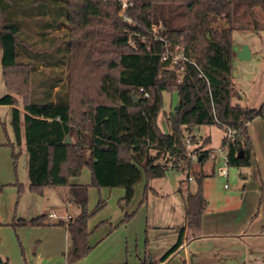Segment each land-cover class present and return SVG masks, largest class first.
<instances>
[{
  "label": "trees",
  "instance_id": "trees-1",
  "mask_svg": "<svg viewBox=\"0 0 264 264\" xmlns=\"http://www.w3.org/2000/svg\"><path fill=\"white\" fill-rule=\"evenodd\" d=\"M27 12L48 21L32 46L19 17ZM245 30H264V0H130L126 9L120 0H0L1 65L11 92L0 105L12 107L18 147L24 138L29 191L41 195L46 188L67 187L69 201L80 208L68 225L69 261L92 250L89 222L104 203L90 211V188L124 189L121 203L128 206L144 176L149 183L163 178L169 166L192 171L185 142L194 129L235 130L229 166H251L248 124L264 119V105L234 103L241 99L233 78L234 34ZM42 44L48 51L40 56ZM177 48L189 62L165 59ZM12 93L22 98V110ZM164 93L178 95V109L166 115L168 133L159 125ZM211 153L203 151L201 162ZM85 169L91 185H72ZM206 177L196 175L195 189L187 193V228L193 232L201 229L208 207ZM15 186L21 197L25 187ZM45 219L15 220L12 226H41ZM184 233L162 261L183 245Z\"/></svg>",
  "mask_w": 264,
  "mask_h": 264
},
{
  "label": "crops",
  "instance_id": "crops-1",
  "mask_svg": "<svg viewBox=\"0 0 264 264\" xmlns=\"http://www.w3.org/2000/svg\"><path fill=\"white\" fill-rule=\"evenodd\" d=\"M242 48L243 46L237 51L233 50V59L236 57L238 61H243L237 57ZM250 52L252 60L255 55L253 51ZM257 56L263 57L264 51L258 52ZM0 67L4 84L1 64ZM4 92L5 95L10 94L6 87ZM234 103L240 104L238 100ZM262 105L263 102L253 108ZM177 106L178 96L173 109ZM0 108L12 113L11 106L0 105ZM9 118L12 121V115ZM202 127L193 132L202 140L203 146L207 145L205 151H215L217 146L212 145V136L202 131ZM164 132H169L167 125ZM248 132L253 146L252 164L249 166L252 180L240 184L235 190L226 189L217 200L209 201L206 197L208 207L199 231L193 232L187 228L186 217L187 193L194 191L195 185L191 186V183L195 182V177L187 172L186 181L176 182L169 191L163 190L161 186L153 187L150 181L144 188V193L147 189L151 190L149 193L147 191L148 198L144 194L143 203L147 201L146 205L140 207L141 211L139 209L130 215L131 221L125 225L118 227V222L129 215V211L122 212V216L118 215V219L113 220L115 223L112 219H105L104 226L99 230L96 220H90L89 245L92 250L86 257L75 262L69 261L67 256L72 247L68 225L78 215L72 212L77 206L69 201L67 187L46 188L41 195L29 191V155L23 138L20 149L22 152L25 149L24 181H15L10 177L4 181L0 175V192L4 189L8 191L7 198L0 201L2 264H264V119L257 118L249 123ZM224 139L225 136L218 148L223 146ZM9 142L14 144L11 140ZM217 158L216 154L214 158L201 162V156L195 168L201 169L199 172L208 177L204 172V165L208 160ZM27 170L28 179L25 177ZM170 170L175 171L169 166L168 171ZM190 177L192 181H189ZM17 182L26 189L21 197L15 186ZM87 182V178L70 180L72 185H87ZM140 189L139 184L135 190L136 197ZM117 196L122 200L125 190H118ZM134 207L135 204L132 209ZM52 214L56 218L50 217ZM41 216L46 217L41 226H12L15 220L30 221ZM183 229V245L167 260L162 261L177 243ZM104 247L108 253L102 256L99 251Z\"/></svg>",
  "mask_w": 264,
  "mask_h": 264
},
{
  "label": "rangeland",
  "instance_id": "rangeland-1",
  "mask_svg": "<svg viewBox=\"0 0 264 264\" xmlns=\"http://www.w3.org/2000/svg\"><path fill=\"white\" fill-rule=\"evenodd\" d=\"M124 4L128 3L130 0H120ZM28 15L20 14V20L24 26L23 28V37H26L29 41H27V45L32 46L33 42L41 41L40 34L43 29V26L47 24V20L43 17L35 21L31 18V13L27 12ZM32 19V20H31ZM132 23V21H130ZM44 30V29H43ZM241 46H248L251 51H253L255 57L249 61H238L236 57L233 59L234 70L236 71L238 76L234 78V87L240 93L241 100H238L239 103L243 107L253 108L262 102L264 103V56L258 57L257 53L264 51V30L255 31V30H245L238 31L234 34V43L233 50L237 51ZM47 46L45 44L40 45L38 49V54L42 56L43 53L47 52L45 50ZM242 48V49H243ZM3 53L0 52V64ZM239 57V53L237 54ZM2 75H1V67H0V97L5 95L4 92V84H2ZM7 93H11L7 89ZM19 101V108H23V100L21 97L12 93ZM177 93H164V105L162 114L159 118V125L163 131H166V115L170 114L174 111V107L177 102ZM173 103V106H172ZM165 113V114H164ZM11 111H8L5 108H0V175L6 181L8 177L15 181H24V165H25V156L24 151H21L20 147L16 144V139L14 135V130L11 124ZM263 121V120H261ZM202 131H206L212 136V145L217 146L214 147L217 150L218 146L221 145V140L223 136H226L225 130L220 128L219 126H203ZM9 140L14 143V149L10 145ZM207 145H204L201 148V152L205 151ZM14 152L18 155L17 160L14 159ZM215 155L211 153L209 158H214ZM192 162V171L190 174L192 177L198 175L201 169L195 168V164L198 162ZM28 166V165H27ZM223 158L218 154L217 159L208 160L204 165V172L209 175L204 179V195L209 199V201L217 200L220 196L222 197L225 190L229 189V191L235 190L239 187L240 184L252 180L250 175V167H230L227 169L229 171L228 178L222 177L220 175V171L224 168ZM28 168V167H27ZM28 179V170L26 171ZM249 177L248 179H243V177ZM87 178L89 184L91 185V175L88 169H85L79 177H75L73 179H83ZM187 172L183 171H168L164 178L161 180H154L150 182V185L153 187L161 186V188L165 191H169L176 182H180L182 180L186 181ZM147 184L146 177L144 176L143 181L140 184V192L138 193V197L135 196L134 200L130 205H126L125 203H121L120 197L117 196L118 190H122L120 188L116 189H108V188H90L89 190V209L90 211H94L97 209L98 205L103 202L104 205L100 207L95 215L94 219L96 220L97 230L101 229L105 222V219L115 220L118 215L122 216V212L126 213L129 211V215H133V213L137 212L142 205H146L144 201V188ZM196 183L192 182L191 186H194ZM227 186V187H226ZM1 188V186H0ZM54 190V189H51ZM151 190H148V193ZM6 189L0 192V201L3 202L7 198ZM148 198V196H147ZM135 204L134 209H132V205ZM75 214L80 213V208L76 207L72 210ZM126 218V216H124ZM122 219L118 222V227L125 225L128 221H131L130 218L127 222H124L125 219ZM118 219V218H117ZM116 219V220H117ZM115 220V221H116ZM119 221V220H118ZM114 222V221H113ZM115 223V222H114ZM106 247L100 249L102 256L106 255L108 252L105 250Z\"/></svg>",
  "mask_w": 264,
  "mask_h": 264
},
{
  "label": "built area",
  "instance_id": "built-area-1",
  "mask_svg": "<svg viewBox=\"0 0 264 264\" xmlns=\"http://www.w3.org/2000/svg\"><path fill=\"white\" fill-rule=\"evenodd\" d=\"M128 6V3L124 4V9H126ZM171 58L174 63L178 62H189V60L185 57V51L184 49H179L177 48L175 53H167L165 56V59ZM183 70L181 71L179 77H178V82H182L183 80ZM140 91L143 93V99H149L150 95L147 93L143 88L140 89ZM226 136H225V143L223 144L222 147L218 148L217 150L213 151L214 155H220L223 158V162L225 167L221 169L220 175L222 177L228 178L229 176V171L227 167L229 166V155H228V145L230 142L234 140V138L237 135V132L235 130L227 129L225 131ZM186 157L190 161L198 162L200 157L202 156L201 148L203 147V142L200 140L197 135L194 132L189 133V135L186 138ZM193 179L190 177L189 181H192ZM227 187V186H226ZM50 217L56 218L55 214H52Z\"/></svg>",
  "mask_w": 264,
  "mask_h": 264
},
{
  "label": "water",
  "instance_id": "water-1",
  "mask_svg": "<svg viewBox=\"0 0 264 264\" xmlns=\"http://www.w3.org/2000/svg\"><path fill=\"white\" fill-rule=\"evenodd\" d=\"M239 58L243 61H249L251 59V52L248 46H244V48L242 49ZM235 76H237L236 71H233V78H235ZM133 100L136 104H139L141 102V98L137 97V96H133ZM176 110L178 109V106L175 108ZM67 144H71V139L68 138L67 140ZM240 157L243 158V154H240ZM0 264H2V259L0 257Z\"/></svg>",
  "mask_w": 264,
  "mask_h": 264
}]
</instances>
